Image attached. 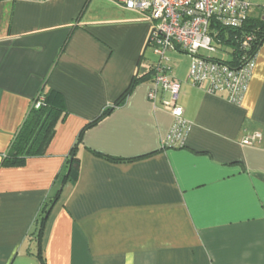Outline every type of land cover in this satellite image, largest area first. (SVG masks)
Returning <instances> with one entry per match:
<instances>
[{
  "label": "crops",
  "instance_id": "1",
  "mask_svg": "<svg viewBox=\"0 0 264 264\" xmlns=\"http://www.w3.org/2000/svg\"><path fill=\"white\" fill-rule=\"evenodd\" d=\"M251 2L262 18L264 0ZM146 15L115 0H0V264H43L39 242L45 264H264V41L241 105L172 67L191 123L181 147H164L173 117L149 100L152 80L140 81L84 132L78 179L62 185L81 128L153 63ZM50 89L68 115L47 151L3 165Z\"/></svg>",
  "mask_w": 264,
  "mask_h": 264
},
{
  "label": "built area",
  "instance_id": "2",
  "mask_svg": "<svg viewBox=\"0 0 264 264\" xmlns=\"http://www.w3.org/2000/svg\"><path fill=\"white\" fill-rule=\"evenodd\" d=\"M115 1L126 8L146 13L153 22L149 46L159 59L148 97L155 106L168 111L173 117L163 142L164 147L184 146L191 127L184 116L183 107L178 104L181 84L168 64L169 51L179 48L189 54L192 61L188 78L194 86L208 94L222 96L232 104H242L256 64V55L250 54L254 37L251 34L244 35L240 40V62L231 65L224 61L229 53L224 52L216 42L212 26L241 28L250 17L251 0ZM261 10L264 19V6ZM219 52L223 55H217ZM43 101V98L38 99L34 103L35 107H40ZM261 137L256 132L247 136L243 143L252 145Z\"/></svg>",
  "mask_w": 264,
  "mask_h": 264
},
{
  "label": "trees",
  "instance_id": "3",
  "mask_svg": "<svg viewBox=\"0 0 264 264\" xmlns=\"http://www.w3.org/2000/svg\"><path fill=\"white\" fill-rule=\"evenodd\" d=\"M212 28L214 29L216 42L221 45L224 52L227 51L229 53V58L227 56L224 61H227L231 65H237V63L240 62L239 59L242 57L240 40L245 34H251L254 37L250 52L251 55L257 54L264 41V19L261 17H249L245 25L241 28H225L215 24H213ZM178 51L181 50L178 48ZM156 62L157 61L150 65L148 72L136 75L126 92H124L114 105L108 107L97 120L87 123L81 128L75 143L70 149L68 158L66 159V170L63 174L62 185H64L67 181L75 182L78 179L80 171V158L77 156V149L82 143L84 132L100 119L109 115L115 107L123 104L136 84L140 81L152 80ZM40 98H43L44 101L42 105L37 108L34 103ZM34 103L3 158L2 162L5 166H20L25 164L27 158L29 157L45 154L50 142L55 136L56 125L60 120L63 121L66 119L68 115L62 94L54 89L42 92L36 98ZM96 154L106 156L100 153ZM105 158L113 160V158L108 156ZM61 192L62 190L59 189L54 198L51 199V201L44 207L40 220L41 227L39 238L43 233L51 207L60 198ZM39 243L41 244V242ZM40 244L37 253L43 264H45Z\"/></svg>",
  "mask_w": 264,
  "mask_h": 264
},
{
  "label": "rangeland",
  "instance_id": "4",
  "mask_svg": "<svg viewBox=\"0 0 264 264\" xmlns=\"http://www.w3.org/2000/svg\"><path fill=\"white\" fill-rule=\"evenodd\" d=\"M147 16V15H146ZM221 46V45H220ZM189 54L183 52V51H175L171 50L167 53V56L169 57L168 64L173 67L174 72L178 73L181 77L186 78L189 74V65H191L192 59ZM217 55H223L219 52ZM159 57L154 54L152 47H149V49L146 52V60H145V66L147 65L148 61H157ZM192 83V82H191Z\"/></svg>",
  "mask_w": 264,
  "mask_h": 264
},
{
  "label": "water",
  "instance_id": "5",
  "mask_svg": "<svg viewBox=\"0 0 264 264\" xmlns=\"http://www.w3.org/2000/svg\"><path fill=\"white\" fill-rule=\"evenodd\" d=\"M149 43V42H148Z\"/></svg>",
  "mask_w": 264,
  "mask_h": 264
}]
</instances>
